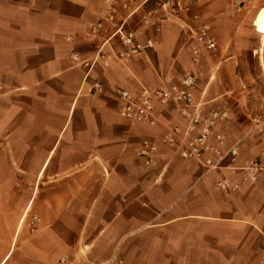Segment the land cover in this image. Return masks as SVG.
<instances>
[{
  "label": "crops",
  "instance_id": "crops-1",
  "mask_svg": "<svg viewBox=\"0 0 264 264\" xmlns=\"http://www.w3.org/2000/svg\"><path fill=\"white\" fill-rule=\"evenodd\" d=\"M162 1L0 0V264H264V171L236 169L264 167V0ZM199 23L216 49L193 62ZM120 32L152 47L125 54ZM186 74L203 112L229 113L209 143L236 163L208 170L163 144L186 128L175 104L154 126L124 116L121 91Z\"/></svg>",
  "mask_w": 264,
  "mask_h": 264
},
{
  "label": "built area",
  "instance_id": "built-area-1",
  "mask_svg": "<svg viewBox=\"0 0 264 264\" xmlns=\"http://www.w3.org/2000/svg\"><path fill=\"white\" fill-rule=\"evenodd\" d=\"M164 11H188L180 1H162L160 3ZM194 21H198L197 16H193ZM122 44L126 47L125 54H139L145 48H151L152 43L147 41L143 46L135 41L132 33H121ZM194 39L198 44L192 53V61L197 62L201 51L213 52L216 49V43L210 33V27L207 24L199 23L193 33ZM73 61L87 67L89 62L80 61L77 54H73ZM196 77L192 74L182 76L176 82L167 83L158 88H143L137 95L132 96L126 91L119 93L120 99L124 102L123 113L126 119L149 126L158 124V118L155 114L156 107H165L169 104H175L178 108L180 117L186 123L185 130L176 126L171 128L168 136L163 139V144L168 146L178 145L179 156L185 160L196 161L198 164L208 170H220L222 161L230 159L236 163L238 158L237 149L232 146L228 150L221 152L218 148L212 146L209 141L213 140L219 147L223 146L224 138L217 131L219 122H225L230 119L226 111L212 110L203 112L201 105L196 103L193 96V90L196 86ZM94 89H99V84H94ZM195 133L188 140L184 138ZM156 152L155 146H146L140 151V156L145 159V164L149 165L152 155ZM243 173V181L254 183L259 174L264 171V167L253 161L244 166L236 167ZM216 187L220 191L228 192L237 189L236 185L231 184L227 179L217 182ZM262 250H264V233L261 239Z\"/></svg>",
  "mask_w": 264,
  "mask_h": 264
},
{
  "label": "rangeland",
  "instance_id": "rangeland-1",
  "mask_svg": "<svg viewBox=\"0 0 264 264\" xmlns=\"http://www.w3.org/2000/svg\"><path fill=\"white\" fill-rule=\"evenodd\" d=\"M73 56V55H72Z\"/></svg>",
  "mask_w": 264,
  "mask_h": 264
}]
</instances>
